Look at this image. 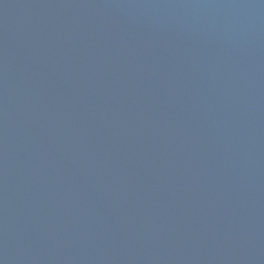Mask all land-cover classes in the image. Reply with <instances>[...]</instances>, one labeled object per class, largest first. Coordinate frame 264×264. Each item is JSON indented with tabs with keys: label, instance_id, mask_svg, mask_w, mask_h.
<instances>
[{
	"label": "water",
	"instance_id": "1",
	"mask_svg": "<svg viewBox=\"0 0 264 264\" xmlns=\"http://www.w3.org/2000/svg\"><path fill=\"white\" fill-rule=\"evenodd\" d=\"M0 264H264V0H0Z\"/></svg>",
	"mask_w": 264,
	"mask_h": 264
}]
</instances>
